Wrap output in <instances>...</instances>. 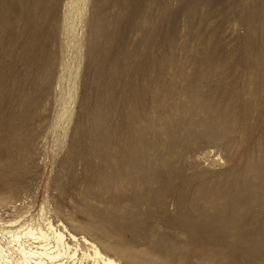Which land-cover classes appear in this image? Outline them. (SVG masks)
Returning <instances> with one entry per match:
<instances>
[{
	"label": "rangeland",
	"instance_id": "rangeland-1",
	"mask_svg": "<svg viewBox=\"0 0 264 264\" xmlns=\"http://www.w3.org/2000/svg\"><path fill=\"white\" fill-rule=\"evenodd\" d=\"M48 222L264 264V0H0V264Z\"/></svg>",
	"mask_w": 264,
	"mask_h": 264
},
{
	"label": "bare ground",
	"instance_id": "bare-ground-1",
	"mask_svg": "<svg viewBox=\"0 0 264 264\" xmlns=\"http://www.w3.org/2000/svg\"><path fill=\"white\" fill-rule=\"evenodd\" d=\"M47 226L50 229L49 233L41 229L35 231L33 227L23 232L19 230L12 232L21 254L18 258L19 262L22 264H121L114 257L103 253L89 238L70 231L66 235L50 222ZM63 228L67 231L65 226ZM22 235L26 238L24 241L20 239ZM26 241L28 242L25 245Z\"/></svg>",
	"mask_w": 264,
	"mask_h": 264
}]
</instances>
